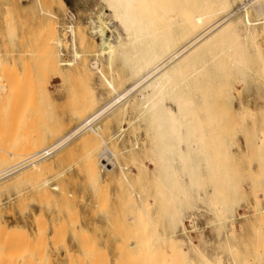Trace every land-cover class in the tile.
<instances>
[{
	"label": "rangeland",
	"instance_id": "obj_1",
	"mask_svg": "<svg viewBox=\"0 0 264 264\" xmlns=\"http://www.w3.org/2000/svg\"><path fill=\"white\" fill-rule=\"evenodd\" d=\"M64 1L66 6L58 0H46L45 8L58 18L56 22L60 26L67 27L71 22L77 29L87 32L90 28L87 17H94L91 13L102 7V1ZM69 13L74 14V19L68 18ZM50 22L37 15L35 0H0V84L6 82L7 87L9 84L11 87L0 85V158L8 157L11 152L25 153L26 148L46 147L73 128L87 108H94L100 100L108 98L93 73L88 76L87 73H84L86 76L72 74L62 83L48 62L52 37H46L52 34L51 30V34L47 30L52 25ZM65 37L68 38L69 33H65ZM262 46L264 43L260 45L264 55ZM78 49L95 52L98 45L90 42L78 46ZM63 59H71L68 51L64 52ZM254 65L252 63L251 66ZM234 71L239 72L238 68ZM237 80V75L227 74L225 78L228 86H234L230 101L217 96L214 80L204 86L202 82L197 83L192 86L191 93L184 91L195 98L198 106L203 103V108L199 106L200 109H197L200 114L210 115L213 109L209 106L218 105L219 114L224 116L222 128L229 136L225 152L212 160L213 170L209 174L212 182L203 191L212 196V203L198 204L199 212H194V226L196 230H202L205 242L199 243V247L212 261L219 258L222 264H264V217L261 214L253 217L254 209L264 208V152L260 153L256 145L259 132L264 134V107L258 105L259 99L264 98V84L250 76H244L240 85L235 83ZM83 91L86 92L84 96L80 94ZM207 96L212 101H208ZM87 97L90 99L87 100ZM238 99L250 102L249 107L243 110V122L238 121L241 114L237 113ZM84 101L91 102L85 105L87 102ZM132 115L135 114L129 111L128 117ZM120 116L121 111L102 123L105 139L116 129L115 117ZM143 134L140 129L139 143H143ZM88 140L92 145L100 142L93 134H89ZM134 141L133 133L128 129L119 140L111 141L110 145L108 141L107 146L97 149L94 154L97 160L95 175L93 170L86 168L87 162L83 159L89 146L83 147L82 142L77 140L64 151L41 162V170L27 169L17 173L18 177L14 175L0 181V264H156L151 262L154 253L148 254L149 249L136 247L137 242L148 235L151 237L148 236V241H153V244L152 241L146 242L153 247L150 252L161 249L170 254L169 246L173 241H164L171 237L172 232L167 208L162 203L164 194L155 187L147 188L143 198L151 205L145 207V214L138 213V199L126 200L129 189L119 183L121 173L118 165L133 168L132 172L136 173V169L124 159L125 154H121V150L125 147L130 149ZM105 147L117 156V166L110 174L101 168L96 157ZM148 176L150 174L140 172V182ZM47 179L50 185H58L56 190L40 186ZM217 201L222 208L219 217L214 214ZM178 210L181 215L187 213L182 207ZM241 214L248 217L241 219ZM231 219L234 222L233 232L229 230L228 221ZM185 224L188 226V223ZM145 227L146 231L142 229L141 232V228ZM179 229L177 223L175 231L179 232ZM162 236L165 238L161 239ZM192 237L197 244L196 234ZM156 245L159 250L155 249ZM137 252L141 253L138 255ZM195 258L196 255L189 252L181 262L171 258L158 263L188 264L189 259Z\"/></svg>",
	"mask_w": 264,
	"mask_h": 264
},
{
	"label": "bare ground",
	"instance_id": "obj_2",
	"mask_svg": "<svg viewBox=\"0 0 264 264\" xmlns=\"http://www.w3.org/2000/svg\"><path fill=\"white\" fill-rule=\"evenodd\" d=\"M45 1L35 0V4L37 15L50 20L49 24L52 23L47 29L49 32L51 30L52 34L50 32V37H46H52V42H49L50 52L47 51L48 62L62 83L72 74L87 73L88 76L93 73L108 98L100 100L94 108H87L82 119L73 128L46 147L26 148L29 150L25 149V153L11 152L8 157L0 158V181L17 176V173L27 169L41 170V162L64 151L77 140L82 142L83 147L89 146L83 154V159L87 162L86 168L93 170L95 175L96 150L107 146L108 141L110 145L111 141L119 140L125 131L130 129L135 141L130 149L124 146L121 154H125L124 159L136 169V173L132 172L133 168L118 165L121 173L119 183L125 184L129 189L125 199L137 198L136 210L145 214L146 208L151 205L143 198L146 189L155 187L158 192L164 194L162 203L167 208L172 232L171 237L165 240V236H162L161 239H164L165 243L169 239L173 241L169 242L172 243L169 246L170 254H165L157 245L154 247L160 249L159 252H150L153 247L148 244L152 241H148L149 235L137 242L136 247L149 249V252H146L148 254L154 253L151 262L156 264L171 258H176L179 262L185 259L189 252H193L196 258L189 259L188 264H222L219 258L212 261L200 249L199 243L205 241L202 230H196L194 226V212H199V203H212V196L204 194L203 191L212 182L209 176L213 170L212 160L225 152L229 136L227 137L222 128L224 116L219 114V106H209V109H213L210 115L200 114L199 106L203 103L198 106L195 98L184 91H190L197 83L202 82L204 86L214 80L217 96L230 101L234 86H228L225 82L227 74L237 75L238 80L235 83L239 85L244 76L254 77L264 84V55L260 48L264 43V0H193L192 3L189 0H101L102 7L100 6L99 10L94 8L96 12L91 13L94 17H87L90 24L87 32L77 29L71 22L67 27L60 26V23L56 22L59 21L58 18L45 8ZM58 2L66 6L64 0ZM68 18L74 19V14L69 13ZM239 29L242 30L241 34ZM64 32L69 33L68 38ZM90 42L98 45V51L84 52L78 49V46ZM65 51L70 53V60L63 59ZM252 63L255 64L254 67L251 66ZM236 68L239 72L234 71ZM0 85L7 87L6 82ZM7 88L11 89L10 84ZM83 92L80 94L84 96L86 92ZM89 99L87 97V100ZM210 99L211 97L207 98L212 101ZM259 100L258 105L263 108L264 98ZM238 104L236 112L238 115L241 113L238 121L243 122V110L249 107L250 102L238 99ZM120 111L122 116L115 117L116 129L109 134L107 132L105 139L102 135L105 131L102 123ZM129 111L135 115L128 117ZM140 129L144 131L143 143L138 141ZM89 134L98 137L100 142L92 145L88 140ZM262 134L263 131L256 137L260 153L264 152ZM114 143L116 145V142ZM108 147L96 157L101 168L110 174L117 166V156ZM149 165L152 166L151 169ZM140 172L150 176L140 182ZM56 175L54 176L60 174ZM49 182L48 179L44 180L40 186L56 190L58 185H50ZM218 204L219 201L214 204V214L219 217L222 208ZM179 207L184 208L187 213L181 215ZM254 210L253 217L259 214L264 217V208ZM134 211L135 209L133 213ZM141 215L143 216V213ZM144 217L146 219V215ZM246 217L248 216L241 214V219ZM220 218L224 221L223 217ZM228 222L229 230L233 232L234 222L232 219ZM177 223L180 226L179 232L175 231ZM185 223H188L189 227ZM136 229L139 231L138 227ZM142 229L146 231V227L141 228V232ZM193 234L197 236V244L193 242ZM140 253L137 252L138 255Z\"/></svg>",
	"mask_w": 264,
	"mask_h": 264
},
{
	"label": "built area",
	"instance_id": "obj_3",
	"mask_svg": "<svg viewBox=\"0 0 264 264\" xmlns=\"http://www.w3.org/2000/svg\"><path fill=\"white\" fill-rule=\"evenodd\" d=\"M187 225V224H186ZM188 227H189V225H188ZM193 233V232H192Z\"/></svg>",
	"mask_w": 264,
	"mask_h": 264
}]
</instances>
